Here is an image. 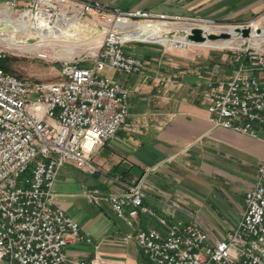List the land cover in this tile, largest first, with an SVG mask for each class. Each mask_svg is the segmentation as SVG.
<instances>
[{
    "label": "built area",
    "instance_id": "1",
    "mask_svg": "<svg viewBox=\"0 0 264 264\" xmlns=\"http://www.w3.org/2000/svg\"><path fill=\"white\" fill-rule=\"evenodd\" d=\"M3 4L16 13L14 20L38 36L44 32L53 40L55 33L77 29L82 38L78 45L90 39L85 44L90 46L64 61L54 81L21 78L0 66V264H108L98 254L89 260L68 255V244L92 239L54 204V186L66 164L95 174L94 155L127 124L130 91L105 70L141 73L148 62L124 51V45L138 39L125 38L120 24L167 20L148 9L124 11L98 0ZM88 28L101 29L94 51V41L84 35ZM17 49L0 48V60ZM228 58L233 74L211 76L206 83L209 121L264 140V48H240ZM84 193L92 203L107 201L135 227L138 246L150 264H264V161L256 184L245 193L238 226L220 240L212 239L196 218L159 217L164 230L138 228L140 211L153 214L144 204V179L124 191L89 187Z\"/></svg>",
    "mask_w": 264,
    "mask_h": 264
},
{
    "label": "crops",
    "instance_id": "2",
    "mask_svg": "<svg viewBox=\"0 0 264 264\" xmlns=\"http://www.w3.org/2000/svg\"><path fill=\"white\" fill-rule=\"evenodd\" d=\"M98 1L124 11L148 9L172 22L244 21L264 13V0ZM136 50L148 62L141 73L105 70L130 91L127 124L94 155L95 174L66 164L55 182L54 204L92 239L67 245L66 252L74 258L89 260L98 254L108 264H150L138 246L135 227L118 217L107 201L90 202L86 188L124 191L144 179V204L153 214L140 211L138 228L164 230L159 217L196 218L212 239L220 240L238 226L245 193L256 184L264 161V140L209 121L207 80L232 75L219 53L171 57L154 48Z\"/></svg>",
    "mask_w": 264,
    "mask_h": 264
},
{
    "label": "rangeland",
    "instance_id": "3",
    "mask_svg": "<svg viewBox=\"0 0 264 264\" xmlns=\"http://www.w3.org/2000/svg\"><path fill=\"white\" fill-rule=\"evenodd\" d=\"M15 12H10L8 8L3 4V0H0V48L9 47L12 44V38L9 26L4 23L6 17H9L12 21H15L16 18ZM199 26L204 29L206 33H215L220 35L223 31H233L235 26H244L250 29L249 36H239V38L230 41L229 39H206V42H219L215 46H204V45H176L172 43H159V42H150L143 40H136L130 42L123 46V49L127 53L135 54L136 48L147 47L154 48L162 51L168 56L179 57L185 55H195L205 54L207 52L219 53V56L226 61V65L230 66L228 57L232 56L237 49L246 48V47H259L264 48V13L244 21H228V22H219L214 21V23H205L203 21H173L169 23V26H166L164 29L167 32L166 35L169 37H185L189 39L188 33L190 32V27ZM140 27V24H133V29ZM95 31L84 32V35L91 37L94 41V49H97L98 38H101L99 35L101 33L100 28H94ZM91 30V29H90ZM21 32V31H20ZM19 31L16 33V37L19 40H22L24 34L18 35ZM241 34V33H240ZM9 36V37H8ZM55 38V37H54ZM36 37L34 38V40ZM38 39V38H37ZM71 40L65 38H55L53 40H47V44H44L43 49L40 52L36 49L30 50H13V52L8 54L9 61L7 66L9 67L10 72L21 78H27L37 81H54L57 80L60 76L62 64L66 60H71L76 57L81 51L85 50L86 47L89 48L90 45L77 46L76 43H73ZM86 42L89 40H85ZM84 41V42H85ZM204 44V43H201ZM12 46V45H11ZM24 49L27 47L23 46ZM15 51V52H14ZM43 54V56L39 55ZM45 54V56H44ZM178 55V56H176ZM188 57V56H186ZM234 68L229 67L227 69V74H233ZM227 129V128H224ZM231 130V129H228ZM233 131V130H231ZM236 132V131H233ZM238 133V132H237Z\"/></svg>",
    "mask_w": 264,
    "mask_h": 264
},
{
    "label": "bare ground",
    "instance_id": "4",
    "mask_svg": "<svg viewBox=\"0 0 264 264\" xmlns=\"http://www.w3.org/2000/svg\"><path fill=\"white\" fill-rule=\"evenodd\" d=\"M4 23L6 25L9 26V30L11 37L12 38V46L13 47H17L19 50H30V49H36L38 50V52L41 51V49H43V46H45L44 44H47V40H49L50 38H46L45 34L43 32L42 36H38L37 32H32L31 30L29 31L26 26V23H23L22 21L17 22L12 21L9 17H6V21H4ZM169 23L171 22H167V21H159V22H142V23H137L140 24V27L138 28H134L133 29V24L130 22L127 23H121L120 27L124 29V37L125 38H134V39H138V40H143V41H150V42H159V43H172V44H177V45H195V44H199V45H205V46H215L216 44H218L219 42H202L204 44L201 43H195L185 37H169L168 35H166V31H165V27L169 26ZM207 23V22H206ZM136 24V23H135ZM15 28V29H11V28ZM22 28V29H21ZM77 28V26L75 27ZM19 31L20 34H24V37L22 38V40H18L16 37V33ZM21 31V32H20ZM231 32V37L229 38H225L229 39L230 41H233L236 38H239V36H241V34L239 32H237L236 30L233 31H229ZM206 33V32H205ZM39 34H42L39 32ZM209 33H206V35ZM55 38H65L68 41L73 39V43H76V45L78 46L79 43L76 42V40L78 41H82V38L79 34V31L77 29L73 30L72 32H66V33H55L53 35ZM9 37V36H8ZM36 37V39L34 40V38ZM262 38L263 35H261ZM38 38V39H37ZM53 38V39H55ZM90 41V39H89ZM88 42V41H87ZM86 41L84 43H87ZM83 44V43H82ZM27 47V49H24V47ZM41 56H43V54H39ZM45 56V54H44Z\"/></svg>",
    "mask_w": 264,
    "mask_h": 264
},
{
    "label": "water",
    "instance_id": "5",
    "mask_svg": "<svg viewBox=\"0 0 264 264\" xmlns=\"http://www.w3.org/2000/svg\"><path fill=\"white\" fill-rule=\"evenodd\" d=\"M207 22H211L208 20ZM234 29L241 33L243 36H249L250 35V29L248 27L244 26H235ZM231 32L223 31L220 35H217L215 33H209L206 35L204 29L199 26H192L190 29V32L188 33L189 40L195 42V43H202L205 42L206 39H225L231 37Z\"/></svg>",
    "mask_w": 264,
    "mask_h": 264
},
{
    "label": "trees",
    "instance_id": "6",
    "mask_svg": "<svg viewBox=\"0 0 264 264\" xmlns=\"http://www.w3.org/2000/svg\"><path fill=\"white\" fill-rule=\"evenodd\" d=\"M6 61H9L8 57L5 60H0V66L4 67L6 70L10 71L9 67L7 66V62Z\"/></svg>",
    "mask_w": 264,
    "mask_h": 264
}]
</instances>
